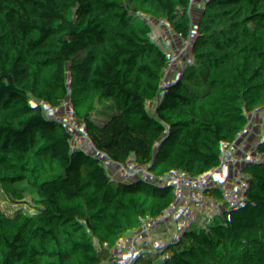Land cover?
I'll list each match as a JSON object with an SVG mask.
<instances>
[{"label": "trees", "instance_id": "obj_1", "mask_svg": "<svg viewBox=\"0 0 264 264\" xmlns=\"http://www.w3.org/2000/svg\"><path fill=\"white\" fill-rule=\"evenodd\" d=\"M98 1L60 0L50 32L48 13L0 0V236L22 233L41 264H194L199 244L264 197V53L251 56L262 78L244 83L231 52L255 40L264 0L216 8L229 29L218 66L185 44L200 17L188 0H102L106 14L89 16ZM168 13L179 30L159 26ZM86 16L103 19L84 38ZM11 37L32 48L49 38L51 54L30 61ZM166 102L171 121L147 161L144 131ZM96 147L146 169L147 194L120 214ZM226 247L221 264H264V236ZM0 264L20 263L0 248Z\"/></svg>", "mask_w": 264, "mask_h": 264}, {"label": "built area", "instance_id": "obj_2", "mask_svg": "<svg viewBox=\"0 0 264 264\" xmlns=\"http://www.w3.org/2000/svg\"><path fill=\"white\" fill-rule=\"evenodd\" d=\"M59 1L60 0H39L34 6H21L17 3L16 6H14V12L18 14L48 13L46 22L51 32L59 23ZM225 2L230 9L234 11L237 10V0H225ZM87 14L89 16L94 14H106L103 1L100 0L89 8ZM204 18L205 19L200 21L199 25L196 26V33L194 31L195 36L193 37L194 40L197 36L201 35L202 32L204 33L202 37L206 36L208 38V36L215 37L213 30L217 34L221 31L219 28H212L214 25L213 22H216L215 19V21L213 20L214 17L212 14L205 13ZM165 24V19L159 22L160 27ZM21 40L24 41H22L21 44V41L16 43V48H13V51H17L14 52L15 54L18 55L21 51H26V55L23 57L33 62L45 61L50 56L51 46L49 38L46 39L41 48L29 47L28 41L25 38H21ZM25 40L27 42L23 43ZM12 43L13 41L11 45ZM13 44L15 45V43ZM196 45L190 43L188 47L195 48L197 47ZM215 52L219 55V60L215 64L218 66L225 59L226 55L223 50H217ZM231 52L234 54V58L238 60L239 65L233 72L235 78L244 83L258 82L262 78V71L259 65L251 60V56L255 53H264V25L255 30V40L249 46L241 48L235 44L231 48ZM171 112V103H163L159 114L145 128L143 136L144 145L146 142L157 143L160 135L171 121ZM95 149L104 160V172L114 179L120 187L122 194L118 204V212L130 201L147 194V188L144 186V179L147 174L145 168L136 170L127 163L124 155L118 150H107L100 147H96ZM262 236H264V197H259L256 199L252 210L234 227L223 230L220 237L214 241L199 244L201 255L194 264H221L223 260L231 254L226 244L238 245L253 238H261ZM0 248L11 252L15 260L20 264H41L38 256L34 255L29 250L27 238L20 232L17 233L13 239L0 236Z\"/></svg>", "mask_w": 264, "mask_h": 264}, {"label": "rangeland", "instance_id": "obj_3", "mask_svg": "<svg viewBox=\"0 0 264 264\" xmlns=\"http://www.w3.org/2000/svg\"><path fill=\"white\" fill-rule=\"evenodd\" d=\"M188 3H189V5L191 6V8H192V12L193 13H197V14H199L200 15V17H199V19L196 21V26L197 25H199V22L200 21H202V20H204L205 18V13L206 14H212L213 15V20L215 19L216 20V22H213V29H221V31H219L218 32V34L213 30V32L215 33V37L214 36H208V38H206V40H204L203 41V38L204 37H202L203 36V32H202V34L201 35H199V36H197V38H195V40H193L194 42H193V44L195 45V44H197V43H200L201 41H203V43H202V45H200V47H199V50H196L194 47H192V49L195 51V52H197V53H200V52H202L203 50H205V48L206 47H208V45L211 43V42H213V46L211 47V48H209L208 50H207V52L205 53V55H204V57H206L207 59H208V57H207V55L209 54V53H213V52H215V51H217V50H220L219 48H218V45H217V42L218 41H220V42H222V43H225L226 42V40L224 39V37H223V33H222V31L224 30V28H225V26H223V24H221L220 23V19H221V16H220V13L219 12H217L216 11V8L218 7V6H221V5H225L226 4V2H225V0H219V1H216L215 3H214V5L212 4V3H210V4H205V3H201L199 6L197 5V4H192V2H191V0H188ZM211 6V7H209V9L208 10H206V6ZM215 7V8H214ZM104 16V15H103ZM175 17H177L178 18V20L180 21V19H179V16H171L169 13L167 14V15H165L164 17H163V19H165L166 20V24L165 25H163L161 28H162V30H164V31H168V30H173V29H176L175 27H172L171 26V23H170V19H173V18H175ZM102 19H103V17L101 16V17H97L94 21H90L88 18H87V16L86 17H84V18H82L81 19V22L82 23H84L85 24V26L86 27H89L90 28V30H89V35L90 36H94V35H97L98 34V32H99V30L101 29V26H102ZM214 20V21H215ZM212 32V33H213ZM195 33H196V31H195ZM195 33L193 32L192 34H185V33H183L182 34V37H183V39H184V41H185V44L187 45V46H190V43H191V39L195 36ZM80 35L82 36V37H84V38H86V37H88V35H86V32H85V30H81L80 31ZM191 35V36H190ZM13 38H18V37H11L10 39H9V41H8V43H10V48H11V50L13 51V48H16V44L14 45L13 43H12V45H11V42H12V39ZM213 39V40H212ZM19 40V39H18ZM216 40H217V42H216ZM22 42H20V44H21ZM197 46V45H196ZM18 47H19V45H18ZM215 50V51H214ZM13 52H17V51H13ZM18 55H20V56H25L26 55V51H21ZM148 143H151L152 145H150V146H147V144ZM153 146H155V143H153V142H146L145 143V145H144V147H145V152H146V158H147V161H149L150 160V157H151V154H152V151H153V149H154V147ZM131 202V201H130ZM125 208V207H124ZM123 208V209H124ZM118 214H120V212H118Z\"/></svg>", "mask_w": 264, "mask_h": 264}, {"label": "water", "instance_id": "obj_4", "mask_svg": "<svg viewBox=\"0 0 264 264\" xmlns=\"http://www.w3.org/2000/svg\"><path fill=\"white\" fill-rule=\"evenodd\" d=\"M191 2H192V4H196L198 1H197V0H191ZM206 7H211V6L208 5V6H206ZM214 8H215V7H214ZM170 23H171V26H172V27H175L177 30L180 29V21L178 20L177 17H175V18H173V19H170ZM222 33H223V37H224V39H227V36H228V34H229V29H228V28H224V30L222 31ZM206 38H207V37L205 36L204 39H203V41L206 40ZM193 40H194V38L192 39L191 43H193ZM203 41H201V42L197 45V47L195 48L196 50L199 49V47H200L199 45H201V44L203 43ZM212 46H213V42H211V43L208 45V47L205 48V50H203L202 52H200V55H201V56H204L205 53L207 52V50H208L209 48H211ZM207 57H208V61H209V63H210L211 66H215L216 62L219 60V55H218L217 52L209 53V54L207 55Z\"/></svg>", "mask_w": 264, "mask_h": 264}, {"label": "crops", "instance_id": "obj_5", "mask_svg": "<svg viewBox=\"0 0 264 264\" xmlns=\"http://www.w3.org/2000/svg\"><path fill=\"white\" fill-rule=\"evenodd\" d=\"M38 1L37 0H18V4L19 5H21V6H34V4H36ZM83 30H85V32H86V35H88V36H90L89 35V30H90V28L89 27H86L85 26V28L83 29ZM19 39V40H18ZM12 41H13V43H19L20 41L22 42V41H24V40H21V38H13L12 39ZM27 41L25 40V42H23V43H26ZM150 145H152L151 143H148L147 144V146H150ZM154 147V146H153ZM152 153H153V151H152ZM151 158V157H150ZM150 161V160H149Z\"/></svg>", "mask_w": 264, "mask_h": 264}, {"label": "bare ground", "instance_id": "obj_6", "mask_svg": "<svg viewBox=\"0 0 264 264\" xmlns=\"http://www.w3.org/2000/svg\"><path fill=\"white\" fill-rule=\"evenodd\" d=\"M198 44V43H197ZM196 45V44H195ZM200 46V45H199Z\"/></svg>", "mask_w": 264, "mask_h": 264}]
</instances>
